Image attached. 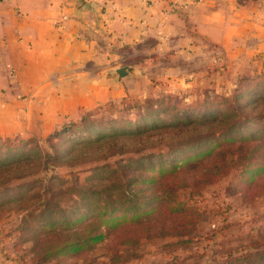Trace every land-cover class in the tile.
I'll use <instances>...</instances> for the list:
<instances>
[{"label": "rangeland", "instance_id": "1", "mask_svg": "<svg viewBox=\"0 0 264 264\" xmlns=\"http://www.w3.org/2000/svg\"><path fill=\"white\" fill-rule=\"evenodd\" d=\"M213 61L215 75L179 92L100 104L50 132L0 135V264H264V69L229 83ZM214 114L227 115L212 123ZM231 125L237 139L222 154L193 160ZM250 160L257 168L243 172ZM48 201L47 217L19 226ZM105 206L121 218L102 226ZM63 211L67 222L44 226ZM164 226V236H143ZM90 229L104 239L47 254Z\"/></svg>", "mask_w": 264, "mask_h": 264}, {"label": "crops", "instance_id": "2", "mask_svg": "<svg viewBox=\"0 0 264 264\" xmlns=\"http://www.w3.org/2000/svg\"><path fill=\"white\" fill-rule=\"evenodd\" d=\"M214 53L229 83L264 69V0H0V135L201 84Z\"/></svg>", "mask_w": 264, "mask_h": 264}, {"label": "trees", "instance_id": "3", "mask_svg": "<svg viewBox=\"0 0 264 264\" xmlns=\"http://www.w3.org/2000/svg\"><path fill=\"white\" fill-rule=\"evenodd\" d=\"M241 78H249L248 75H245V76H242ZM249 80V79H247ZM245 80V81H247ZM240 81V79H239ZM244 81V82H245ZM241 82V81H240ZM243 82V83H244ZM242 84V83H241ZM238 98V96H237ZM168 99H171V98H168ZM122 104H125V103H122ZM227 115V114H226ZM226 115H218V114H214L212 117L209 118V121L212 122V123H217V122H220V121H223L226 117ZM233 116H236V114H234ZM247 120V119H246ZM82 123H87V116H84L82 118ZM236 127L235 125H231L229 127L228 130L222 132L221 136L220 137H212L210 138L209 137V140L210 141H213V146L212 147H207V148H202V149H198V151L196 152H193L192 153V158L193 160L194 159H197V158H200V157H205L207 155H211V154H222L223 152V149L225 147H223L224 145H222V143L224 141H228V142H232L234 140L237 139V134H235V131H236ZM71 129V125H64L62 127L61 130L59 131H55L51 137H56L58 136L60 133L64 132V131H68ZM132 134L134 135H138L140 133H142L141 131H139L138 129H135L133 131H130ZM243 133L242 135H240L239 139L243 138ZM256 136H258L257 134L253 133L251 136L250 135H246L245 137L247 139H250L252 141H254L256 139ZM238 139V140H239ZM218 147V150L215 151L214 148ZM243 152H240V156H242ZM251 152H248L246 154V156H250ZM244 169H243V172H253L256 168H257V162L255 160H250L247 164L244 165ZM264 166V165H263ZM214 167H216V165H214ZM259 167V166H258ZM154 168V167H152ZM150 170H153V169H150ZM161 171V170H160ZM264 185V184H263ZM160 197V195L158 196ZM23 199L22 196H17V197H12V198H7L5 201H4V204H7L9 202H13V201H21ZM40 205V204H39ZM50 205V202L48 201L46 203V205H44L41 209H39V211L37 212H34V211H28V213L26 215L23 216V219H22V223L19 225L21 228H24V229H28L34 222L42 219V217H47L49 211H51V207L49 206ZM133 208H137V204H132L131 205ZM115 210L116 209H112V210H109L107 206L103 207L102 208V211L98 214H103L105 215L104 217H101V223L100 225H105V223H108V217L109 216L110 218H117V217H120V215H117V216H112L114 213H115ZM139 216V214H134L132 216V218H137ZM124 217V216H122ZM81 217H78L76 219H74L75 221H78ZM59 220L63 221V222H67L68 218H67V214L65 211H63V213H61L59 215V217H53V219L51 221H47L44 223V226L45 227H51V226H54V225H61L62 222H60ZM94 220H97L94 218ZM123 219H120V221H122ZM54 221L55 224H54ZM70 224V223H68ZM141 224H144L145 227H150V223H146V222H142ZM100 227V226H99ZM97 226V228H99ZM165 226L164 228L163 227H159L158 228V231L156 233H147L143 236H147V237H158V236H164V230H165ZM180 231V230H178ZM89 233V234H88ZM88 233L83 236L81 238H77V239H65L61 244H57V245H54L52 248H49L47 251V254H51V253H54V252H57V253H61V252H66V251H69V250H77V249H80V248H84L85 246H88L89 244H97L99 242H101L104 237H105V234L104 232L101 230V229H97L95 231H93L92 229H90L88 231ZM84 234V233H83ZM140 238V236H138L135 240H138ZM47 256V255H45Z\"/></svg>", "mask_w": 264, "mask_h": 264}, {"label": "water", "instance_id": "4", "mask_svg": "<svg viewBox=\"0 0 264 264\" xmlns=\"http://www.w3.org/2000/svg\"><path fill=\"white\" fill-rule=\"evenodd\" d=\"M135 68L133 66L124 65L117 68L114 72L107 73L104 77V80L108 79H122L123 77L134 73Z\"/></svg>", "mask_w": 264, "mask_h": 264}, {"label": "built area", "instance_id": "5", "mask_svg": "<svg viewBox=\"0 0 264 264\" xmlns=\"http://www.w3.org/2000/svg\"><path fill=\"white\" fill-rule=\"evenodd\" d=\"M66 18V17H65ZM214 59L219 62L220 64H222V57L220 55H217L214 57Z\"/></svg>", "mask_w": 264, "mask_h": 264}]
</instances>
